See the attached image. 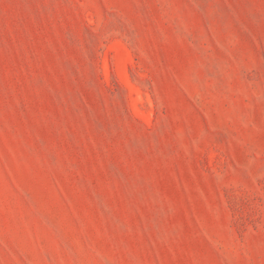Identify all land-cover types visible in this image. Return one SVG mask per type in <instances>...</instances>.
Segmentation results:
<instances>
[{
    "label": "rangeland",
    "instance_id": "1",
    "mask_svg": "<svg viewBox=\"0 0 264 264\" xmlns=\"http://www.w3.org/2000/svg\"><path fill=\"white\" fill-rule=\"evenodd\" d=\"M0 264H264V0H0Z\"/></svg>",
    "mask_w": 264,
    "mask_h": 264
}]
</instances>
